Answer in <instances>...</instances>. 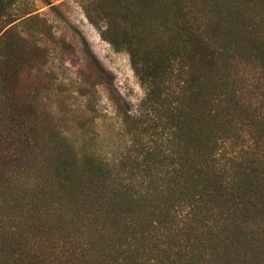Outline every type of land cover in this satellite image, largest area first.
Masks as SVG:
<instances>
[{"label": "trees", "instance_id": "obj_1", "mask_svg": "<svg viewBox=\"0 0 264 264\" xmlns=\"http://www.w3.org/2000/svg\"><path fill=\"white\" fill-rule=\"evenodd\" d=\"M18 1L0 0V264H264V0H84L145 91L137 113L109 86L131 138L111 161L92 97L112 79L89 62L81 108L55 107L50 26Z\"/></svg>", "mask_w": 264, "mask_h": 264}, {"label": "rangeland", "instance_id": "obj_2", "mask_svg": "<svg viewBox=\"0 0 264 264\" xmlns=\"http://www.w3.org/2000/svg\"><path fill=\"white\" fill-rule=\"evenodd\" d=\"M84 0H19L12 11V17H21L25 12L38 16L37 23L50 26L51 35L45 41L48 48L49 70L56 75L58 83L70 84L62 87L67 92L51 98L53 105L66 104V112L71 114L83 103L78 99L76 87L78 86L77 71L85 64L97 61L109 74L112 83L107 79L100 80L96 94H94L97 123L94 132L99 134L96 142V153L107 159L114 160L129 146L131 138L125 136L120 117L116 114L109 86L116 92L122 103L130 105L133 112H139L141 103L145 98V91L135 76L129 56L126 52L115 51L107 42L103 41L97 29L87 19L84 9ZM65 40L71 45L75 56H69L68 51L58 40ZM102 82L103 85H102ZM93 101V100H92ZM81 106L79 108H81ZM82 133H74L72 138L81 140Z\"/></svg>", "mask_w": 264, "mask_h": 264}]
</instances>
